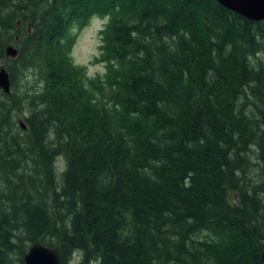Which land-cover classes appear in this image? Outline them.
<instances>
[{"label": "trees", "instance_id": "16d2710c", "mask_svg": "<svg viewBox=\"0 0 264 264\" xmlns=\"http://www.w3.org/2000/svg\"><path fill=\"white\" fill-rule=\"evenodd\" d=\"M106 15L107 75L85 88L71 47ZM3 64L0 264L35 242L61 264H263L264 20L216 0H0Z\"/></svg>", "mask_w": 264, "mask_h": 264}, {"label": "water", "instance_id": "95a60500", "mask_svg": "<svg viewBox=\"0 0 264 264\" xmlns=\"http://www.w3.org/2000/svg\"><path fill=\"white\" fill-rule=\"evenodd\" d=\"M223 7L254 21L264 20V0H216ZM16 48L9 45L6 55L14 57ZM0 89L5 93L10 91V76L4 65L0 66ZM25 128L23 122H19ZM261 260L264 264V246L261 249ZM23 264H61L58 247L45 246L35 242L28 247L23 257Z\"/></svg>", "mask_w": 264, "mask_h": 264}, {"label": "rangeland", "instance_id": "374dc122", "mask_svg": "<svg viewBox=\"0 0 264 264\" xmlns=\"http://www.w3.org/2000/svg\"><path fill=\"white\" fill-rule=\"evenodd\" d=\"M99 17V16H96ZM100 20L91 19L89 23L77 32L75 42L71 47V55L76 64H87L90 61H93L95 64H103L98 59H94L99 56V49L97 45H100V29L102 27L101 21L102 17H99ZM4 65V64H3ZM5 66V65H4ZM16 87L20 88L21 83L19 80H15ZM10 89H12V84L10 82ZM23 114L19 113L17 116L18 121H23ZM19 121V122H20ZM64 161L59 159L57 162L58 170L61 171L63 168ZM77 255H73V259L69 261V264H77L78 262Z\"/></svg>", "mask_w": 264, "mask_h": 264}, {"label": "clouds", "instance_id": "9594fccd", "mask_svg": "<svg viewBox=\"0 0 264 264\" xmlns=\"http://www.w3.org/2000/svg\"><path fill=\"white\" fill-rule=\"evenodd\" d=\"M95 20H100L99 17H93ZM111 17L110 16H104L103 20L101 21V25H106L109 23ZM103 27L98 29V31H102ZM101 45H97V49H99ZM98 59V57L94 58ZM74 67H83L85 68V88L88 87L87 81H94L96 79H103L107 75V65L106 64H95L93 61H90L87 64H74Z\"/></svg>", "mask_w": 264, "mask_h": 264}, {"label": "bare ground", "instance_id": "6f19581e", "mask_svg": "<svg viewBox=\"0 0 264 264\" xmlns=\"http://www.w3.org/2000/svg\"><path fill=\"white\" fill-rule=\"evenodd\" d=\"M8 71V70H7Z\"/></svg>", "mask_w": 264, "mask_h": 264}]
</instances>
